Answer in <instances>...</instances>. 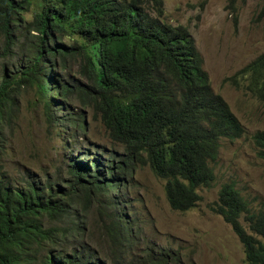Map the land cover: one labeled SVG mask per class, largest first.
Wrapping results in <instances>:
<instances>
[{"label":"trees","instance_id":"obj_1","mask_svg":"<svg viewBox=\"0 0 264 264\" xmlns=\"http://www.w3.org/2000/svg\"><path fill=\"white\" fill-rule=\"evenodd\" d=\"M37 1V10L24 20L31 0H0V59L20 55L23 63L10 72L2 65L0 132L13 85L35 84L45 98L46 118L51 106L58 107L51 104L54 99L64 102L75 93L119 150L111 151L114 158L101 170L99 153L90 156L89 168L72 160L61 186L50 179L13 186L0 178V264H183L170 246L143 242L132 252L141 227L121 191L142 166L164 181L172 210L194 207L199 188L219 184L208 209L230 226L244 264H264V208H253L232 183L220 182L211 166L218 141L238 137L242 128L211 91L186 27L163 20L162 0ZM241 80L264 106V51L228 78L234 87ZM66 115L58 117L60 126L67 122L81 130L82 115ZM251 138L256 154L264 157V131ZM92 202L105 257L86 252L81 242L68 253H51L44 243L55 245V232L83 234L80 215ZM43 219L61 227H45Z\"/></svg>","mask_w":264,"mask_h":264},{"label":"rangeland","instance_id":"obj_2","mask_svg":"<svg viewBox=\"0 0 264 264\" xmlns=\"http://www.w3.org/2000/svg\"><path fill=\"white\" fill-rule=\"evenodd\" d=\"M37 2L31 0L28 11L21 15L24 20L37 10ZM162 9L164 21L186 27L211 91L225 101L242 128L238 138L218 141L217 157L211 164L213 173L220 182L232 183L247 195L253 208H264V161L255 155L254 145L247 142V136L254 131H264V106L244 88L243 80L239 87L228 81L235 71L264 51V0H162ZM63 42L71 40L63 38ZM19 58L17 55L6 62L0 59V76L2 65L4 72L12 71L17 62L22 65ZM10 94L12 106L1 121L0 132V178L5 182L20 186L26 180L42 184L50 179L61 186L62 177L67 178L64 170L72 160L84 162L89 168L90 156L99 153L95 160L101 170L114 158L111 151L119 150L75 93L64 102L54 99L51 104L58 107L51 106L48 118L42 107L45 98L40 97L35 84H14ZM66 112L82 115V133L70 135L74 127L67 122L60 126L57 119H68ZM218 189L219 184L208 190L199 188L201 198L194 207L172 210L164 199L163 180L147 166L137 167L121 191L130 202L129 212L136 215L141 227L132 252L148 242L153 247L170 246L178 251L183 264H244L242 247L230 226L208 209ZM90 204L80 215L83 234L73 236L69 232L60 236V231L55 232L58 242L44 243L51 253H68L76 242H81L86 252L96 253L100 259L105 257L106 241L100 224H94L98 211L93 202ZM42 221L45 227H61L59 223ZM176 245L179 247L174 248Z\"/></svg>","mask_w":264,"mask_h":264},{"label":"clouds","instance_id":"obj_3","mask_svg":"<svg viewBox=\"0 0 264 264\" xmlns=\"http://www.w3.org/2000/svg\"><path fill=\"white\" fill-rule=\"evenodd\" d=\"M84 129V123H83V126H82V128H81V130H79V129H76V128H73L72 129V132L70 133V135H74L76 132H81L82 133V130ZM252 134V133H251ZM251 134L249 135V136H247V142H248V144H250V145H254V143H253V141H252V138H251ZM241 135V134H240ZM239 135V136H240ZM238 136V137H239ZM238 137H236V138H238ZM223 138H226V137H223ZM227 139H229V138H227ZM235 139V138H234ZM230 140H232V139H230ZM254 148H255V150H257V147L254 145ZM255 155L257 156V157H259L257 154H256V151H255ZM261 160H263L264 161V157H259ZM140 168H143V166L142 167H140ZM151 171V170H150ZM163 184H164V181H163ZM217 184H214L212 187H209V188H207V190L208 189H211V188H213L214 186H216ZM126 189V188H125ZM197 192H198V190H197ZM163 195H164V192H163ZM244 195V194H243ZM244 196H246V198H247V200H248V196L247 195H244ZM165 199V198H164ZM215 199V198H214ZM166 202V201H165ZM167 203V202H166ZM250 203V202H249ZM167 206H168V204H167ZM169 207V206H168ZM170 208V207H169ZM175 247H179L178 245H176ZM174 247V248H175ZM242 255V254H241ZM180 260H182V256L180 257ZM182 262V261H181Z\"/></svg>","mask_w":264,"mask_h":264},{"label":"bare ground","instance_id":"obj_4","mask_svg":"<svg viewBox=\"0 0 264 264\" xmlns=\"http://www.w3.org/2000/svg\"><path fill=\"white\" fill-rule=\"evenodd\" d=\"M61 123V122H60ZM79 126H81L80 124H79ZM70 129V128H69ZM75 149V148H74ZM99 152V151H98ZM66 163V162H65Z\"/></svg>","mask_w":264,"mask_h":264}]
</instances>
